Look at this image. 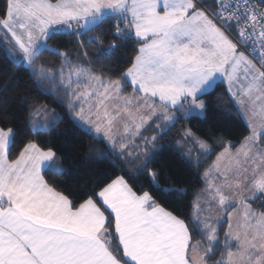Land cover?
Instances as JSON below:
<instances>
[{
  "label": "snow or ice",
  "instance_id": "1",
  "mask_svg": "<svg viewBox=\"0 0 264 264\" xmlns=\"http://www.w3.org/2000/svg\"><path fill=\"white\" fill-rule=\"evenodd\" d=\"M0 50L3 88L20 68L60 109L20 97L21 136L0 98V264H264V0H0ZM222 105L239 136L198 126ZM64 116L101 145L80 188L40 142ZM173 145L201 182L190 202L157 159Z\"/></svg>",
  "mask_w": 264,
  "mask_h": 264
},
{
  "label": "trees",
  "instance_id": "2",
  "mask_svg": "<svg viewBox=\"0 0 264 264\" xmlns=\"http://www.w3.org/2000/svg\"><path fill=\"white\" fill-rule=\"evenodd\" d=\"M107 28V25L104 26ZM101 29L94 30L93 33L89 35L100 34ZM87 39V37H85ZM112 36L105 34L103 36V46L106 47L111 41ZM75 43V37L67 35H58L53 37L49 44L53 46H63L71 47ZM97 47L93 46L89 48V52L92 53L93 57L99 55ZM130 45H122L115 53L108 57V59L113 60L115 63H122L127 56L131 55L128 50ZM119 57V59H117ZM103 59V58H102ZM14 70L13 57L11 55H6L3 50H0V98H8V111L10 118L15 119L16 127L19 134L22 136L23 133L28 131L25 126L26 109L21 103L20 97L28 96L29 99H36L39 95V99L43 102H48L49 107L55 108L58 112L59 107L55 103L49 102V98L45 95L38 94L36 91V86L34 85L32 79L20 68L15 69V75L12 76L11 82L8 83L7 88H3L5 81L9 79L10 73ZM220 83V82H217ZM15 85V87H14ZM221 92L220 87H215V91L211 93L210 99L215 98ZM224 104L227 101L223 102ZM194 118V123L196 122ZM181 121H177L176 128H179ZM245 122L233 109H228L223 107L219 108L210 107L209 111L206 113V118L199 122V127L207 130L212 128L215 131H223L226 137L234 138L239 136L244 128ZM53 130L50 133H40L42 139L41 144L45 146H53L58 149V154L63 153L65 159L63 161V167L66 169L64 175H60L57 178L63 182H66L69 186L73 188L83 187L85 184H90L93 176V172H96L99 168L103 167L102 164H98L97 161L93 160L91 162H85L81 159L86 153V146L89 144H97V148H100L96 141H94L89 135H83L78 128L74 127L72 122L67 116H64L59 123L52 126ZM176 129L174 128L169 136L173 141L177 139L175 136ZM27 138H32L31 135ZM50 142V144H49ZM157 159L164 164L166 169L172 170V175L179 179V183L176 187H186L188 191L187 197H185L186 202H190L193 199V193L195 189L200 186L201 182L195 176H193L190 169L182 167L185 163L177 151L175 146H166L164 150L158 154ZM51 174V173H50ZM142 181H137L140 183ZM189 210H191L189 208ZM221 232V236H222ZM219 254V250L217 255ZM215 259V257H213Z\"/></svg>",
  "mask_w": 264,
  "mask_h": 264
},
{
  "label": "crops",
  "instance_id": "3",
  "mask_svg": "<svg viewBox=\"0 0 264 264\" xmlns=\"http://www.w3.org/2000/svg\"><path fill=\"white\" fill-rule=\"evenodd\" d=\"M242 118V117H241ZM244 121V120H243Z\"/></svg>",
  "mask_w": 264,
  "mask_h": 264
}]
</instances>
